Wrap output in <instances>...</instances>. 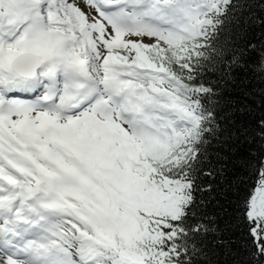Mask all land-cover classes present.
<instances>
[{"label": "snow or ice", "instance_id": "obj_1", "mask_svg": "<svg viewBox=\"0 0 264 264\" xmlns=\"http://www.w3.org/2000/svg\"><path fill=\"white\" fill-rule=\"evenodd\" d=\"M209 59L227 87L197 81ZM0 264H264V0H0Z\"/></svg>", "mask_w": 264, "mask_h": 264}, {"label": "trees", "instance_id": "obj_2", "mask_svg": "<svg viewBox=\"0 0 264 264\" xmlns=\"http://www.w3.org/2000/svg\"><path fill=\"white\" fill-rule=\"evenodd\" d=\"M222 20L223 23L218 29L215 38L212 39L211 44L207 47L206 52H204L206 57H214L215 59H218L216 56L217 49H230L233 47L235 36L233 26L227 16H225ZM215 59H209L207 61L201 60L199 64L196 65L194 75L197 76L198 82L202 81L205 85H210L212 87H217V85L221 87H227V85H221L218 78L211 71H208L209 65L214 64ZM193 63H195L194 60ZM216 79L217 84L215 85ZM225 91H227V89H225Z\"/></svg>", "mask_w": 264, "mask_h": 264}, {"label": "rangeland", "instance_id": "obj_3", "mask_svg": "<svg viewBox=\"0 0 264 264\" xmlns=\"http://www.w3.org/2000/svg\"><path fill=\"white\" fill-rule=\"evenodd\" d=\"M90 127L92 129V132H101L100 138L105 139L107 146L115 145V144H117V142H120L121 148H127L129 150V152L131 151V145L126 140H124L122 137L119 138L118 141H114V140L108 138L106 136V133H107L106 130H104L103 128H100V125L97 122H94L93 124H91ZM158 147H160V146H158Z\"/></svg>", "mask_w": 264, "mask_h": 264}]
</instances>
